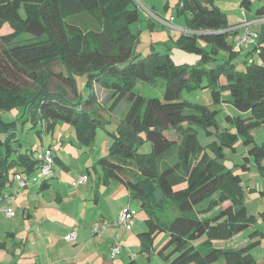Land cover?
<instances>
[{
  "label": "trees",
  "instance_id": "1",
  "mask_svg": "<svg viewBox=\"0 0 264 264\" xmlns=\"http://www.w3.org/2000/svg\"><path fill=\"white\" fill-rule=\"evenodd\" d=\"M260 1L253 9L255 0H240L243 10L262 20L253 29L258 32L255 42L236 50L240 29L234 26L240 23H230L216 0H180L178 13L188 15L179 46L200 55L198 64L191 65L177 64L159 51L140 56L139 35L130 27L140 19L136 0H0V30L11 27L0 36V186L17 169L31 174L39 163L35 150L19 152L14 146L17 113L32 120V127L45 122L40 135L53 131L59 120L69 121L79 141L90 144L103 124L94 114L115 111L127 102L107 155L97 161L105 181L124 183L131 197L141 199L148 210V229L140 237L151 242L156 233L167 230L169 240L158 253L168 264H209L222 256L225 264H264L250 252L264 236L258 228L241 247L216 246L255 221L244 201L242 177L226 165L224 149L235 151L242 140L245 158L264 174V144L254 143L253 134L257 128L264 130V0ZM84 13L92 15L95 26L72 21ZM77 73L89 77L92 93L86 102L79 96ZM160 78L166 80L163 98L134 92L138 82ZM52 82L58 92L50 87ZM34 83L39 88L31 93ZM94 83L106 90L102 100ZM201 89L210 91L214 107L182 99L184 91ZM227 104L239 112L227 113L228 126L220 130L217 114ZM9 111L16 112L14 119L4 117ZM199 126L208 133L217 128V139L208 144L213 155L199 140ZM168 130H174L177 139L170 138ZM144 140L151 142L150 152H139ZM172 155L177 156L174 163L169 161ZM166 206L172 207L171 216L160 214ZM204 236L203 244L195 243Z\"/></svg>",
  "mask_w": 264,
  "mask_h": 264
},
{
  "label": "rangeland",
  "instance_id": "2",
  "mask_svg": "<svg viewBox=\"0 0 264 264\" xmlns=\"http://www.w3.org/2000/svg\"><path fill=\"white\" fill-rule=\"evenodd\" d=\"M139 12L140 19L138 21L132 22L130 27L134 33L139 35V42L136 46V51L140 53L141 57H145L153 51H159L161 53H168L175 63H188L191 65L198 64L200 59V55L196 52H190L183 50L178 43V39L181 34L185 33L184 29L186 27V20L188 13H178L177 6L180 0H136ZM217 5L227 13L228 20L232 24L243 23L235 25L234 29H242L246 27L247 24L251 25L256 23L259 24L257 18H255L251 11H243L240 6V0H216ZM260 0H255L253 9L261 5ZM173 16V19L171 18ZM161 19L171 20V24L166 25L161 22ZM245 20L246 25H245ZM256 20V21H255ZM262 19H260L261 21ZM72 21L81 25L82 27H93L96 25V22L91 14L84 13L78 15L76 17H72ZM253 21V22H251ZM255 21V22H254ZM259 21V22H260ZM251 28V27H250ZM252 29V28H251ZM246 28L244 29V31ZM11 31V27L5 25L3 29L0 30V36ZM244 31L240 34L242 35ZM28 37V36H27ZM28 41V39H25ZM33 40V39H32ZM1 42V39H0ZM241 57V56H240ZM215 64L212 63L210 65ZM58 69V66H55ZM88 74L87 73H77L76 81L77 87L79 91V96L82 100L86 102L89 99L92 93V87L88 84ZM221 81H225V77H221ZM56 82H52L51 88L53 91L58 92L60 88L55 86ZM33 86H36L35 88ZM32 86L31 93L34 92L36 88H39V85L34 83ZM166 87V80L163 78L158 79L155 83L148 82H138L134 88V92L136 94H142L146 97H161L163 98L164 91ZM70 95L74 96V94L70 93ZM96 95L100 100L104 98L106 95V90L98 85ZM182 99L189 101H197L204 104H209L211 107H214L212 104V98L210 91L207 89L201 90H186L182 94ZM92 105L90 107H94ZM128 107L127 102H122L115 111H102L100 116L94 114L95 117H99V119L103 122L102 125H99L96 130L95 137L90 144H82L76 136V131L74 125L69 121L59 120L53 131L44 132L42 135L38 133L39 129L44 128V123H38L36 127H32V120H26L27 116L23 117L17 113L19 116L16 126L17 132V141L15 146L19 148V143L23 146L20 151H25L26 149H36L41 150L44 146L53 147L54 151L58 154L59 157L56 160L55 165L58 166V173L62 175V177L66 176L71 181L78 180L82 175L81 172L91 171V178L89 179L90 185H96V182L99 183L98 173L103 175V168L97 160H99L102 156L107 155L111 144L113 143L114 137L113 133L116 132L118 125L120 123V118L124 110ZM238 113L231 105H224L223 110L217 114V121L219 123V128L222 130L225 126H228V122L226 121L227 113ZM234 113V114H235ZM16 116L15 111L4 112V117L7 119H14ZM21 116V117H20ZM198 137L200 142L203 145H208L217 139V128L213 127L211 130L213 133H208L207 130L199 126L198 128ZM166 134L173 139H177V134L174 130L166 131ZM255 136L254 143L256 144H264V130L263 128H257L253 131ZM144 136V135H142ZM253 144L250 143V146ZM249 146V147H250ZM28 147V148H27ZM210 154H214L213 149L210 145L207 146ZM139 152L147 153L152 150V144L148 140H144L143 142L138 144ZM224 153L226 154V159H224L226 165L232 168L236 173H239L242 177V184L244 186V201L247 205L248 212L255 216V221L251 225L249 229L245 230L242 234L234 237L228 241H222L220 244H216V246H226L231 245L235 247H241L247 244L252 240V237L249 236L250 232L253 229L258 228L262 231L264 235V174L260 172L255 165L251 164V161H248L245 156H247V146L242 140H239L236 145V150H232L229 148L224 149ZM171 163L177 161V156L172 155L169 158ZM243 163L248 165V168L243 167ZM66 172H70L67 174ZM26 186V188H21L17 192V200L14 201V205L19 206L17 208V217L11 218V223L7 226V229H12L15 226V223H18V216H23L22 205L24 202L22 200V194L29 193L32 191L30 196V200L32 201L38 196V192L36 189H29L32 180ZM38 181L33 182L31 185H37ZM120 182V181H118ZM18 183V182H17ZM101 184V194H102V205L105 211V219H107L111 226L109 228H113L118 234V236L125 235L127 237V242H120L123 244L122 252L116 256L112 257V247L111 249L105 245L97 246L96 240L101 236H107V230L103 231L101 234H95L93 231V224L95 223L92 220H89L88 223L91 222L90 226L88 224H83L80 226V222L76 220L75 217L74 222L68 221L63 224L50 222L47 225H50L56 229V225L58 226V230L60 235L57 237L54 244L48 245L45 248L42 241H40L37 245H33L32 241L27 243V250H32V254H39V258L44 262L45 259L52 256L53 253L56 256H61L60 263L62 264H72L73 259L80 253L83 256L85 253L82 252L84 247L87 245V253L92 255L91 258L86 259L85 262L83 259H80L78 264H130L132 259L135 264H168V261L159 255V250L167 243L169 240V232L167 230H162L156 233L153 236L151 242L146 239L140 237L139 233L146 231L148 229L146 219L149 216L148 210L142 206V200L135 197H130L129 190L127 187L121 186V190L116 192L115 194V185H111L108 188L105 187L103 182ZM120 183H118L119 185ZM16 189V188H15ZM118 190V189H117ZM94 189L91 187L90 197L92 196ZM49 193H45L44 197L48 199ZM20 194V197L18 196ZM16 195L11 196V202ZM51 198V197H50ZM89 201H92L91 198ZM131 201H133V205H131ZM87 201H85L82 206L84 210L86 209ZM133 207L136 211L135 222L132 226H124L116 223L118 218V212L122 208ZM90 208V205L87 207V210ZM132 209V208H131ZM171 206L163 207V209L159 210L161 215H169L171 216ZM92 212V211H91ZM38 213L37 211L35 214ZM82 213V212H81ZM8 222H1L0 219V240L4 239V225ZM61 223V222H60ZM25 224H22V228L19 229L20 233H24ZM28 229L36 228L35 225L27 224ZM108 227V225H107ZM127 228V229H126ZM73 231H77L78 236L72 240H65L64 235L66 233H73ZM34 231L31 232L30 238H33ZM95 235H98L95 237ZM26 236V234L24 235ZM50 236V234H42L43 240ZM35 237V236H34ZM63 240L65 246H59L60 241L56 244L58 238ZM96 238V239H95ZM120 238V237H119ZM206 236L197 240L196 244H203L206 240ZM110 240L111 238H107ZM121 239V238H120ZM75 242V243H74ZM14 242L10 240L9 245L11 246ZM87 243V244H85ZM24 244L26 241L24 240ZM114 245V244H113ZM43 246V248H42ZM205 248V247H203ZM99 250V251H98ZM92 251L99 254L100 257L92 254ZM171 251V248L168 249V252ZM250 252L254 255V257L264 262V236L262 237V243L256 246H253ZM101 253V254H100ZM103 254H106L103 256ZM6 255V256H5ZM2 255L0 253V264H13V256L9 254ZM68 258V259H67ZM84 262V263H83ZM209 264H225V258L222 256Z\"/></svg>",
  "mask_w": 264,
  "mask_h": 264
},
{
  "label": "crops",
  "instance_id": "3",
  "mask_svg": "<svg viewBox=\"0 0 264 264\" xmlns=\"http://www.w3.org/2000/svg\"><path fill=\"white\" fill-rule=\"evenodd\" d=\"M171 18L173 19V16ZM257 21H258V23L261 22L260 19H257ZM251 22H253V21H251ZM241 24H243V23L240 22V26H242ZM249 26L252 29H256L257 24L254 23V24H251ZM245 28L246 27H243L242 29H240V32L237 36H239L244 31ZM184 30L185 31L187 30L186 27ZM98 85H99L98 83H94L95 93L97 91ZM99 100H100V97H99ZM19 144H20L19 148L18 147L17 148H18V151L21 152L20 150H21V147L23 145L21 143H19ZM14 146H15V144H14ZM32 150H35L34 151L35 157L38 158L40 150H36V149H32ZM54 154H55V157L57 160L58 159L57 157H59V156L55 151H54ZM253 163L254 162L252 160L251 164L254 165ZM17 170L19 172H23L22 169H17ZM58 170H59L58 166L56 165L55 175L51 178L43 179L42 181L37 182V185H31V184L34 182L33 178L38 173V167L31 174H26L29 181L32 180V182L28 188L29 189H36L39 194L32 201L30 200V196L32 194V191H30L26 195H25V193L22 194V200H24V202H22L21 205H22V211H23L22 213H23L24 218H22L21 215L18 216V223H15V226L12 229H7V226H9V224L11 223V221H10L11 218L17 217V208L19 206L14 205V201L17 200V192L21 188L18 186V183L15 179L14 173H12L10 175L9 180L7 181V184L4 187L0 186L1 192L3 194L11 195V196L14 194L16 195V199L14 197L12 200L13 205L9 204L11 202V199L8 201L9 198H5L4 201H2V205H6V206H9V207H12L15 209L14 216L7 217L3 213H0L1 222H5L6 220H8V222L4 225V228H5L4 229V239L0 240V253L2 255L9 254V255L13 256L12 257L13 258V264H62V263H60L61 262L60 261L61 256L60 257L56 256L55 253H53L51 257L45 259L44 262L42 261V263H41V260L39 258L40 257L39 254H34V253L32 254V250H27L26 245L29 241H32L33 245H37L40 241H42L45 248H47L48 245L54 244L57 237L60 235V232L58 230V226H60V225H56L55 226L56 229H55L54 227L47 225V224L50 222L59 223V224L66 223L68 221L74 222L75 217L77 218L76 223H77V221H79L81 224L80 226H82V223L85 225L88 224V226H90L91 222L88 223L89 220H92L95 222L93 224V227L96 223L98 225H100V224H103L105 222H108V227L105 229V230H107L106 232H108V234H107V236H101V237H99L98 240H96L98 247L100 245H105L111 249V247L113 246V244L115 242H127V239H126L127 237H125V235L123 236L120 234V236H118V234L115 233L116 231L113 230L112 227L109 228L111 226V223L107 219H105L106 217H105V211H104V208L102 205L103 198H102V194H101L100 182H103V184L107 188L114 184L116 187L115 194H117L116 192H119L121 190L120 185H122L124 187H127V186L124 183L118 182L116 180L105 181V179H103V175L102 176L100 175L101 173H98V179L100 182L99 183L96 182V185L94 184V186L90 185V183L88 182L89 179L91 178V171L90 170H88L87 172L84 171V172L80 173V174H87L88 180L86 183H83V184L78 183L76 185H73V183L76 182L77 179L76 180L73 179L70 183V180L68 179V177H66V176L62 177V175H60L58 173L59 172ZM66 173L69 174L70 172H66ZM44 180H45V182H44ZM118 183H120V184L118 185ZM91 187H93L94 191L92 193V196L90 197L91 193H89V192L91 191ZM24 188H26V187H24ZM128 190H129V188H128ZM49 191H51L50 192L51 194L49 195L48 199H46L47 197H44L45 193H49ZM129 195L131 197L130 190H129ZM18 196L20 197V194ZM90 198L92 201H89ZM85 201H87L88 204L86 205V209L84 210L82 204ZM132 202L133 201H131V205H133ZM89 205H90V208L87 210V207ZM131 208L134 209L133 207H131ZM36 211L38 213L35 214ZM22 224H25L24 229H27V230H25L24 233L19 232V229L22 228ZM27 224L35 225L36 228L28 229ZM105 230H103V231H105ZM32 231H34L33 236H32L33 238H30ZM73 232H76V238H77V236H78L77 231H73ZM46 233L50 234L51 237L47 236L43 240L42 234H46ZM25 234H26V236H24ZM67 234H69V233H66L64 235V238ZM96 236H98V235H95V237ZM60 238L61 237L58 238L56 244L58 243V241H60V244H58V245L60 247L65 246L64 245L65 243ZM107 238H111V239L108 240ZM75 239H74V241H75ZM10 240L14 242L11 246L9 245ZM24 240L26 241V244H24ZM65 240H67V239L65 238ZM261 243H262V239H261L260 244ZM85 244H87V243H85ZM42 248H43V246H42ZM87 250H88V248L86 245L84 247V250L82 251L85 254L83 256H81L79 253L78 254L79 256H77L76 259L75 258L73 259L74 261L72 264H78L80 259H83L85 262L86 259L91 258L92 255L90 253H87ZM92 254L100 257L99 254H97V252L95 253L94 251H92ZM105 255L106 254H103V256H105ZM259 262H262V261H259ZM114 264H117V262H115Z\"/></svg>",
  "mask_w": 264,
  "mask_h": 264
},
{
  "label": "built area",
  "instance_id": "4",
  "mask_svg": "<svg viewBox=\"0 0 264 264\" xmlns=\"http://www.w3.org/2000/svg\"><path fill=\"white\" fill-rule=\"evenodd\" d=\"M245 12V10H243ZM247 20H245V25ZM161 22L169 25L171 24V20L168 19H161ZM258 37V32L251 29L250 26L247 24L246 30L242 35H239L237 37L236 43H235V49L239 50L248 44L255 42V40ZM38 173L33 178V181H42L43 179L51 178L55 175L56 165H55V154L54 149L51 146H44L39 151L38 156ZM15 179L18 182V186L20 188L26 187L30 182L27 177V175L23 172H18L15 175ZM88 180L87 174H82L79 179L73 183V185H76L78 183H86ZM5 198H9L8 201L11 199V195L3 194L0 190V213H3L7 217H12L15 214V209L6 205H2V201H4ZM135 216L136 211L134 209H131L129 207L123 208L118 212V218L116 220V223L124 225V226H132L135 222ZM108 222H105L103 224L98 225L97 223L93 227V231L95 234H101L104 229L107 228ZM67 240H72L76 238V232L69 233L65 236ZM123 250V245L120 242H115L112 246V257L118 256Z\"/></svg>",
  "mask_w": 264,
  "mask_h": 264
}]
</instances>
